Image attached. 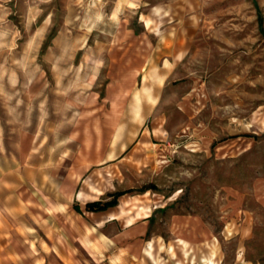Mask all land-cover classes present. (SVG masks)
Wrapping results in <instances>:
<instances>
[{
    "label": "rangeland",
    "instance_id": "obj_1",
    "mask_svg": "<svg viewBox=\"0 0 264 264\" xmlns=\"http://www.w3.org/2000/svg\"><path fill=\"white\" fill-rule=\"evenodd\" d=\"M108 5L0 0V264H264V0H146L118 18ZM144 58L171 74L143 122L155 119L163 134L151 141L168 148L150 170L121 177L115 161L94 157L121 116L132 146L121 73ZM143 81L129 89L152 86ZM121 190L110 218L129 224L156 206L150 257H119L120 225L99 226L84 209ZM172 212L202 216L213 244L169 240Z\"/></svg>",
    "mask_w": 264,
    "mask_h": 264
},
{
    "label": "crops",
    "instance_id": "obj_2",
    "mask_svg": "<svg viewBox=\"0 0 264 264\" xmlns=\"http://www.w3.org/2000/svg\"><path fill=\"white\" fill-rule=\"evenodd\" d=\"M106 1L111 2V5H108L104 9L106 16L109 18L121 17V12L125 10L132 11L134 8H137L141 2H146V0ZM178 59L179 57L173 59L161 58L158 61L161 62L162 66H170ZM149 62L151 61L147 58L139 60L137 63H131V61H128L121 73V75H124V77H127L129 80L123 81V83L121 84L123 86V90L120 96L124 98L131 97L133 99L132 113L134 115V120L131 122V124L133 127L136 125L138 127V132L132 146L129 148L130 143L126 142L127 140L124 141V139H121L120 137V134L123 133V131L127 128L125 127L123 118L121 116V118H119V121H117L115 125V138L111 140V147L104 149V141L100 140L97 150V154L99 157H94L95 161L99 163L115 161L117 172L121 177H124V170L128 169L140 173H142L144 170H150V168L158 158L156 157L157 150L160 151V155L163 156L165 155V150L168 148L162 142L157 143L151 141L150 136L154 138H156L157 136L158 139L161 140L162 138L160 136L163 134V130L159 126H156V121L154 118L153 121H151L152 123L150 128L143 126L144 119L148 115L158 112L157 106L159 104V95L157 94V89L161 84L169 81L171 77V74L169 73V70L167 68L156 69L155 66H153L152 68V64H149ZM144 79L152 82V86L150 87L142 83L140 89H129L131 88V84H129V82L132 83L133 86L134 82H138L139 80L144 82ZM188 100L189 95L186 94L180 100V103L182 104L181 106H184V108H191V106H189L188 104ZM181 106H179V108ZM184 108L182 109L187 112L189 111ZM197 130L200 131V129ZM95 146H97V144L93 145L92 147L94 148ZM109 149L110 151L115 150V152H117V157H108L110 154ZM162 158H164L166 161L169 160V157H160L158 161L162 162ZM80 160L87 163V159H85L84 157H80L79 161ZM146 189L148 190L149 188ZM79 191H83L86 193V191L82 189ZM121 192L122 193L116 198L117 203L121 197L125 196L124 194L126 190H121ZM75 198L77 200H80L77 197V194ZM117 203L114 206L107 207L104 210L91 212L99 215L98 219L101 222L99 223L98 221L99 226L116 223L120 225V229L117 230L112 236L114 240L124 241L125 243V245L117 252L119 254V257H124L126 259L137 257L141 258L145 257V254L150 257L149 252L146 249L145 243L147 241L145 239H147L146 235L148 234L149 227L151 225V217L154 212L153 208H155L156 206H152L151 211L148 215L136 217L131 223L126 224L124 218H110L106 216L107 212L112 210L117 205ZM80 208L82 207H79V209ZM167 228L169 240L183 245H212L217 236V233L202 216L192 213H170L168 217ZM102 252L103 251H100V253Z\"/></svg>",
    "mask_w": 264,
    "mask_h": 264
},
{
    "label": "trees",
    "instance_id": "obj_3",
    "mask_svg": "<svg viewBox=\"0 0 264 264\" xmlns=\"http://www.w3.org/2000/svg\"><path fill=\"white\" fill-rule=\"evenodd\" d=\"M257 19H258L259 29L261 30V33L264 34V28H262V16H261L260 13H258ZM121 193H122L121 191L114 192V193L111 194L112 198L108 199V200H105V201H100V200L88 201V202L85 203L84 208L87 211H99V210H104L107 207L114 206L117 203L116 198ZM74 208L77 211H80L78 205H74Z\"/></svg>",
    "mask_w": 264,
    "mask_h": 264
}]
</instances>
